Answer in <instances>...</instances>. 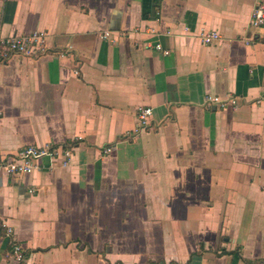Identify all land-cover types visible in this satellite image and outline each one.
<instances>
[{
	"label": "crops",
	"instance_id": "obj_1",
	"mask_svg": "<svg viewBox=\"0 0 264 264\" xmlns=\"http://www.w3.org/2000/svg\"><path fill=\"white\" fill-rule=\"evenodd\" d=\"M258 1L0 0V36L48 44L0 62V156L72 149L67 166L1 174L0 264H264Z\"/></svg>",
	"mask_w": 264,
	"mask_h": 264
},
{
	"label": "built area",
	"instance_id": "obj_2",
	"mask_svg": "<svg viewBox=\"0 0 264 264\" xmlns=\"http://www.w3.org/2000/svg\"><path fill=\"white\" fill-rule=\"evenodd\" d=\"M250 23L256 26H264V1H258L251 13ZM108 33L104 34L106 37ZM202 41L210 44L219 38L218 33L205 32L202 34ZM161 49L160 44L155 45ZM47 32L44 30H34L12 36H0V62L7 61L15 55L23 57H38L47 53ZM167 53V51H163ZM238 99L232 95L221 97L218 95H208L205 99L206 108L235 107ZM152 114L151 107L140 106L137 109V129L145 128ZM111 145L102 148L100 156L105 157L113 152ZM72 156V149L61 145L53 144H29L18 149L12 155L0 156V178L3 172L10 175H27L38 169H48L58 162L61 166H67ZM49 160L48 165L44 160ZM12 229L6 228V234L10 235ZM9 256L17 262L25 259L24 249L19 242H13Z\"/></svg>",
	"mask_w": 264,
	"mask_h": 264
}]
</instances>
